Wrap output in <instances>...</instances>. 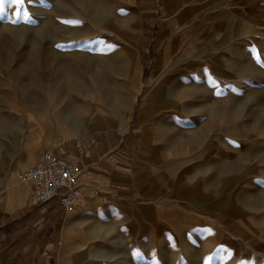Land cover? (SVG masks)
<instances>
[{"label": "rangeland", "instance_id": "obj_1", "mask_svg": "<svg viewBox=\"0 0 264 264\" xmlns=\"http://www.w3.org/2000/svg\"><path fill=\"white\" fill-rule=\"evenodd\" d=\"M25 10L0 16V250L33 234L49 264H264V0ZM64 148L97 179L38 232L18 172Z\"/></svg>", "mask_w": 264, "mask_h": 264}, {"label": "built area", "instance_id": "obj_2", "mask_svg": "<svg viewBox=\"0 0 264 264\" xmlns=\"http://www.w3.org/2000/svg\"><path fill=\"white\" fill-rule=\"evenodd\" d=\"M83 174L79 160H65L55 151L44 149L33 164L18 172V180L31 185L36 204L55 202L64 212H69L82 198Z\"/></svg>", "mask_w": 264, "mask_h": 264}, {"label": "crops", "instance_id": "obj_3", "mask_svg": "<svg viewBox=\"0 0 264 264\" xmlns=\"http://www.w3.org/2000/svg\"><path fill=\"white\" fill-rule=\"evenodd\" d=\"M167 79H168V76L166 74H164L163 77L161 79H159V81H157L156 88H159ZM160 99L161 98H159L158 100L155 101L156 105L160 102ZM93 133H94V131L87 134L86 136H92ZM146 141H147L146 137H144V139H142V141H141L140 150H139V153H141V154L144 153L146 150ZM64 149H62L60 151L55 150V152L61 158L65 159V160H74V157H76L78 155L77 153H75V151L72 148L71 149L73 152L70 154H68L67 150L66 149L64 150ZM85 165L87 166V163ZM85 177L88 181V185H90V186L95 184L94 182H96V179H97L96 174H95V172L94 173L92 172V169L89 171V173L87 175L83 174V176L80 178V186L82 188V193H84L83 191H84V186H85V184H84ZM13 190H14V188H13ZM15 194L19 198L23 197V195H18L17 193H15ZM33 204L39 205V204H36L34 201H33ZM42 205H43L42 208L44 210V213L42 216L38 215L39 216L38 220L40 221V227L37 226V228H36V230L38 232H41V230L44 229V226L41 227V221L44 220L45 216L47 218V222H46L47 228L53 229L54 228V222L53 221H56L55 216L59 215V212L63 211L56 205L55 202H48V203H45ZM8 227H10V226L8 225ZM66 227H64L62 230L63 235H65L64 230L66 229ZM32 231H33V227L29 228L28 233H30ZM32 235L33 234H30L29 237L24 236L22 238V242H19V240H18V244L12 245V247L16 246L17 250L16 249L13 250V248L7 250V247H8L7 244H11V243H13L14 240H16V236L12 235V233H10L8 235L9 236L8 239H6L3 243V245H4L3 250H0V264H13L15 261L14 259H15L16 253H18V252L22 255H25L24 264H49V255L51 254V250H50L51 249V243L45 242L46 241L45 238H42V241L35 240L34 238H32ZM32 240L38 241L39 244L34 245L31 249V246L33 244ZM43 243H45V244L43 245ZM1 245L2 244H0V247H1ZM41 245L44 246L43 250H40Z\"/></svg>", "mask_w": 264, "mask_h": 264}, {"label": "snow or ice", "instance_id": "obj_4", "mask_svg": "<svg viewBox=\"0 0 264 264\" xmlns=\"http://www.w3.org/2000/svg\"><path fill=\"white\" fill-rule=\"evenodd\" d=\"M10 3L15 7L14 14L17 17H20L21 15L27 17L28 12L25 10V4L26 3H32V0H0V16L3 15L5 11V4ZM66 23H79V21H65Z\"/></svg>", "mask_w": 264, "mask_h": 264}, {"label": "bare ground", "instance_id": "obj_5", "mask_svg": "<svg viewBox=\"0 0 264 264\" xmlns=\"http://www.w3.org/2000/svg\"><path fill=\"white\" fill-rule=\"evenodd\" d=\"M89 133H90V132H89ZM89 133H88V134H89Z\"/></svg>", "mask_w": 264, "mask_h": 264}]
</instances>
